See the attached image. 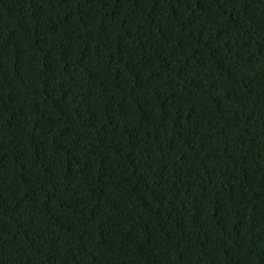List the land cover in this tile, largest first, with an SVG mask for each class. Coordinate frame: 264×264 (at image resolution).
<instances>
[{
    "label": "trees",
    "instance_id": "16d2710c",
    "mask_svg": "<svg viewBox=\"0 0 264 264\" xmlns=\"http://www.w3.org/2000/svg\"><path fill=\"white\" fill-rule=\"evenodd\" d=\"M0 264H264V0H0Z\"/></svg>",
    "mask_w": 264,
    "mask_h": 264
}]
</instances>
